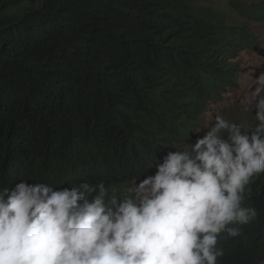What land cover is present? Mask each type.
Wrapping results in <instances>:
<instances>
[{
    "label": "trees",
    "instance_id": "trees-1",
    "mask_svg": "<svg viewBox=\"0 0 264 264\" xmlns=\"http://www.w3.org/2000/svg\"><path fill=\"white\" fill-rule=\"evenodd\" d=\"M225 2L0 0V184L123 191L194 141L261 44L264 0ZM248 187L257 216L221 235L218 264H264V174Z\"/></svg>",
    "mask_w": 264,
    "mask_h": 264
},
{
    "label": "clouds",
    "instance_id": "clouds-1",
    "mask_svg": "<svg viewBox=\"0 0 264 264\" xmlns=\"http://www.w3.org/2000/svg\"><path fill=\"white\" fill-rule=\"evenodd\" d=\"M255 84L253 127L216 115L134 187L0 184V264H218L221 235L257 216L244 201L264 174V72Z\"/></svg>",
    "mask_w": 264,
    "mask_h": 264
},
{
    "label": "rangeland",
    "instance_id": "rangeland-1",
    "mask_svg": "<svg viewBox=\"0 0 264 264\" xmlns=\"http://www.w3.org/2000/svg\"><path fill=\"white\" fill-rule=\"evenodd\" d=\"M197 1L206 5H218L228 10L225 0ZM253 27L259 34L260 46L256 50L244 51L239 54L237 61L241 70L237 86L229 88L219 101L209 104L198 129H206L214 121L216 115H222L228 120H239L246 125L255 121L252 105H246V101L251 98V93L256 86L255 78L264 72V24L255 23ZM246 108L247 110H245ZM137 182L138 180H132L129 187H134Z\"/></svg>",
    "mask_w": 264,
    "mask_h": 264
}]
</instances>
